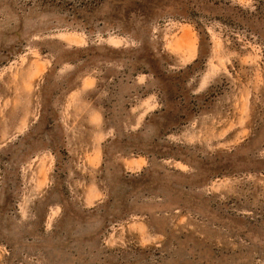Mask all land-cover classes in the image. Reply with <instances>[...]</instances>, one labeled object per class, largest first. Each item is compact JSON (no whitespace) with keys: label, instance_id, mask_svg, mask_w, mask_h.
Listing matches in <instances>:
<instances>
[{"label":"rangeland","instance_id":"1","mask_svg":"<svg viewBox=\"0 0 264 264\" xmlns=\"http://www.w3.org/2000/svg\"><path fill=\"white\" fill-rule=\"evenodd\" d=\"M0 264H264V0H0Z\"/></svg>","mask_w":264,"mask_h":264}]
</instances>
